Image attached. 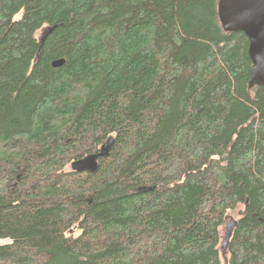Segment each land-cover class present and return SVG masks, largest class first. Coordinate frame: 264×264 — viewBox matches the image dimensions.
Masks as SVG:
<instances>
[{"label":"trees","instance_id":"1","mask_svg":"<svg viewBox=\"0 0 264 264\" xmlns=\"http://www.w3.org/2000/svg\"><path fill=\"white\" fill-rule=\"evenodd\" d=\"M217 1L0 0V264H264V86Z\"/></svg>","mask_w":264,"mask_h":264},{"label":"water","instance_id":"2","mask_svg":"<svg viewBox=\"0 0 264 264\" xmlns=\"http://www.w3.org/2000/svg\"><path fill=\"white\" fill-rule=\"evenodd\" d=\"M218 18L223 31H240L248 39V56L253 64L248 79V88L255 86H264V0H218L217 1ZM55 28L46 27L39 44L42 45L48 34ZM64 59L52 61L54 68L61 67ZM113 143L110 136L100 146L98 152L88 154L70 164L71 171L74 172H94L97 169V160L99 157L107 156ZM236 220L227 215L224 222V232L220 244L221 255L226 263V248Z\"/></svg>","mask_w":264,"mask_h":264},{"label":"rangeland","instance_id":"3","mask_svg":"<svg viewBox=\"0 0 264 264\" xmlns=\"http://www.w3.org/2000/svg\"><path fill=\"white\" fill-rule=\"evenodd\" d=\"M46 29V27H43L42 29H40L37 33H36V37L39 39L43 33V31ZM230 216V215H229ZM232 217V216H231ZM233 218V217H232ZM224 232V226L221 228V233ZM5 240H0V244L5 243Z\"/></svg>","mask_w":264,"mask_h":264}]
</instances>
